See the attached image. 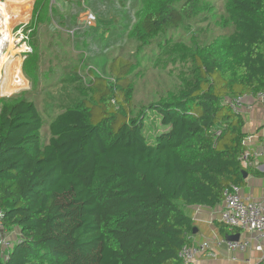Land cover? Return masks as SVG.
<instances>
[{
    "label": "trees",
    "instance_id": "trees-1",
    "mask_svg": "<svg viewBox=\"0 0 264 264\" xmlns=\"http://www.w3.org/2000/svg\"><path fill=\"white\" fill-rule=\"evenodd\" d=\"M49 4L38 0L31 37L48 25ZM178 4L142 0L128 33L139 52L159 47L156 65L180 81L162 98L137 109L138 63L120 57L111 79L77 65L45 115L26 92L0 98V210L20 233L0 264H185L179 252L195 232L187 210L215 208L245 184V120L229 102L264 90V0H226L229 31L189 47L165 35L207 10L203 0ZM38 66L31 54L22 71L45 89Z\"/></svg>",
    "mask_w": 264,
    "mask_h": 264
},
{
    "label": "rangeland",
    "instance_id": "rangeland-1",
    "mask_svg": "<svg viewBox=\"0 0 264 264\" xmlns=\"http://www.w3.org/2000/svg\"><path fill=\"white\" fill-rule=\"evenodd\" d=\"M8 1L0 0L3 4ZM119 1L51 0L48 25L39 26L35 37H31L30 31H26L25 27L34 19V9L38 0H28L26 13L20 21L14 24L11 36L14 47H17L16 50H22L24 46L28 50L16 56V58H22V68L28 55L39 57L37 72L40 74V80L45 89H41L40 85L35 88L22 71L28 82L27 87L21 90L7 89L0 92V98L26 92L28 98L34 99L39 110L45 115L47 111H50L47 104L52 99L59 100L62 93L60 79L62 80L69 72L74 71L77 65L82 69L80 72L84 77H87L85 69L89 62L91 67L96 69L93 70L97 75L111 79L109 66L117 57L138 63L139 72L133 78L137 109L162 98L159 95L167 89L172 91V84L176 85L180 81L176 79L174 73L163 72L159 68L162 65H156L155 60L159 47L145 50V53L139 52L138 43L128 38V33L135 22V13L141 7L142 0H127L125 7H122ZM184 2L185 0H179L178 7ZM225 2L226 0H203L206 13L177 29L168 31L165 35L170 39L168 44L189 47L190 41L195 36L198 44L204 45L217 34L229 31V28L226 31L220 28V18L225 14ZM54 5L58 7V11L52 9L51 6ZM87 12L95 15L94 23H89L87 20ZM60 16L63 17L60 18ZM60 19L70 21L68 26L61 25ZM5 28H7L6 19L0 17V66L9 54V41ZM36 42L37 47L34 51L33 44ZM181 69L188 70L189 67L186 64L185 67L181 66ZM44 134L48 139V127L45 128Z\"/></svg>",
    "mask_w": 264,
    "mask_h": 264
},
{
    "label": "crops",
    "instance_id": "crops-1",
    "mask_svg": "<svg viewBox=\"0 0 264 264\" xmlns=\"http://www.w3.org/2000/svg\"><path fill=\"white\" fill-rule=\"evenodd\" d=\"M239 114L245 120V145L248 153L247 164L243 166L249 170L245 184L241 187L245 199L264 204V155H260L264 145V99L247 95ZM253 171V172H251ZM224 204L215 208L193 207L188 209V215L192 218L195 232L189 237L191 245L209 242L215 255H200L195 264H264V254L255 249L256 242L253 235L245 231H222L221 212ZM240 234L241 240H251L252 246L245 252L228 251L223 241L228 236ZM18 230L11 233L14 243L18 240ZM264 247V242L262 243Z\"/></svg>",
    "mask_w": 264,
    "mask_h": 264
},
{
    "label": "built area",
    "instance_id": "built-area-1",
    "mask_svg": "<svg viewBox=\"0 0 264 264\" xmlns=\"http://www.w3.org/2000/svg\"><path fill=\"white\" fill-rule=\"evenodd\" d=\"M87 20L94 23L96 17L92 12H87ZM247 95L238 96L229 102V108L233 113H239ZM259 99H264V90L258 93ZM260 155H264V145ZM248 153L241 158L244 165L247 164ZM224 209L221 212V222L225 225L245 231L253 235L256 242L255 249L264 254V204L247 200L242 195V189L238 185H231L224 193ZM251 239V240H252ZM251 240L223 241L230 252H245L252 246ZM13 247L11 233L5 226V214L0 210V248L4 253V261L8 260L9 251ZM209 242L198 245H187L180 252L179 257L185 264H195L200 255H215Z\"/></svg>",
    "mask_w": 264,
    "mask_h": 264
},
{
    "label": "bare ground",
    "instance_id": "bare-ground-1",
    "mask_svg": "<svg viewBox=\"0 0 264 264\" xmlns=\"http://www.w3.org/2000/svg\"><path fill=\"white\" fill-rule=\"evenodd\" d=\"M28 0H9L6 4L0 2V17L6 19L7 39L9 41V54L0 66V92L7 89L21 90L27 87V80L22 73V58H16L20 53L28 51L25 46L22 50L14 47L11 30L14 24L23 18L26 13Z\"/></svg>",
    "mask_w": 264,
    "mask_h": 264
},
{
    "label": "water",
    "instance_id": "water-1",
    "mask_svg": "<svg viewBox=\"0 0 264 264\" xmlns=\"http://www.w3.org/2000/svg\"><path fill=\"white\" fill-rule=\"evenodd\" d=\"M244 178H247V174L245 173V175H244ZM196 230V229H195ZM227 240L228 241H236V242H238L239 240H241V236H240V234H236V235H231V236H228L227 237Z\"/></svg>",
    "mask_w": 264,
    "mask_h": 264
}]
</instances>
